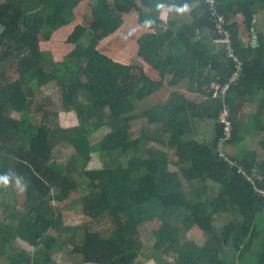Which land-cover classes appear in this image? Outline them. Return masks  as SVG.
Segmentation results:
<instances>
[{
    "label": "trees",
    "instance_id": "obj_1",
    "mask_svg": "<svg viewBox=\"0 0 264 264\" xmlns=\"http://www.w3.org/2000/svg\"><path fill=\"white\" fill-rule=\"evenodd\" d=\"M263 7L264 0H0V177L8 180L0 194L16 181L26 193L22 209L0 220L4 264H51L57 235L50 230L64 229L52 202L79 189L76 173L89 179L84 212L113 223L107 233L85 228L80 243L70 237L81 264H133L143 252L140 228L154 220L151 251L160 264H264V195L239 172L255 168L264 188V157L244 147L237 118L258 103L247 122L251 137L263 135L264 149ZM54 81L61 110L76 113L72 127L48 123L52 105L32 107L35 90ZM225 107L233 123L227 158L219 151ZM33 110L44 111L40 123ZM140 118L156 128L142 126L133 138L131 123ZM208 120L212 137L197 139L196 124ZM63 143L75 149L65 164L55 159ZM93 152L103 168L86 169ZM183 161L191 165L181 168L185 178L217 183L215 195L207 182L186 194L170 167ZM193 226L204 244L183 239Z\"/></svg>",
    "mask_w": 264,
    "mask_h": 264
},
{
    "label": "rangeland",
    "instance_id": "obj_2",
    "mask_svg": "<svg viewBox=\"0 0 264 264\" xmlns=\"http://www.w3.org/2000/svg\"><path fill=\"white\" fill-rule=\"evenodd\" d=\"M258 21L259 23V30L264 32V7L260 9L258 13ZM235 20L239 21L241 26H243V18L241 15H237ZM92 22V18L90 16L84 17V23L86 25H89ZM1 30V26H0ZM244 37V32L242 34ZM250 39V38H249ZM124 40V38H122ZM111 44H109L106 49H110ZM53 67L52 64L49 65V69ZM13 75V72L11 73ZM187 85V84H186ZM219 87V84H217ZM36 97L32 103V107L34 108L37 104H47L52 105L54 108H50L48 110L49 116L47 117L48 123L52 126L55 124H59L64 127H72L78 123V119L76 116V113L74 111L68 112L61 110V96H60V88L58 87L56 81L51 82L49 84H46L40 89L35 90ZM257 104H246L238 113L237 118L241 120L244 128L242 130L245 141H244V147L247 148V150H256L258 154V159H262L264 157V149L260 145V141L262 139L263 135H257L255 137L250 136V127L248 125L249 120V113H255L257 111ZM140 105V104H139ZM149 105V104H148ZM144 106L143 104L140 105L142 108ZM144 108V107H143ZM58 110V113L56 114V111ZM140 108H138V111ZM44 111H32L31 117L34 122L40 123L43 119ZM14 115H16L14 113ZM213 121H206V123H197L196 129L193 131L195 133V137L197 139H210L212 137L213 133ZM142 126H148L151 128V130H155L156 126L154 124H151L147 121V119L140 118L138 120H135L131 123V129L133 132L132 137H136L138 134V129ZM109 131L108 127H104L94 133L92 135L93 143L98 142L101 140L103 135H105L106 132ZM150 146L152 147H160V145H156L153 141L150 143ZM165 150L173 152L172 149L169 147H163ZM75 149L72 145H68L66 143H63L62 145H59L55 151V159L59 163H67L68 160H70L74 155ZM182 166L185 168H189L191 165L189 162H182L180 164H176L175 162H171V169L178 170L181 174L183 183H184V190L186 191V194L190 195L191 192L196 193V191H201V188L204 184H208L209 188L208 190L213 193V195L216 194L218 191V187H214L212 184L213 181H206L201 178L194 179L193 181H188L185 178L184 172L182 171ZM104 164L103 161L100 158V155L98 152H93L91 160L86 164V169H92V168H103ZM241 168V167H240ZM239 168V169H240ZM77 181L79 184V189L71 194V196L64 200V201H53L52 203L55 204L57 207H59L60 212L62 214L63 223L62 226L64 227L63 230H60L59 232H56V230H50L51 233L57 235V245L53 248L52 252V261L51 264H81V256L76 254L73 251L74 244L70 240V237L73 235L75 236V241L82 242V237L85 233V228H88L90 230H99L102 233H107L110 229L113 227L112 221L108 220L107 217H103L101 219H92L89 217L83 210V203H82V196L89 192V186L87 184V181L89 179L86 176H79L76 173ZM26 198V193L24 191V186H22L21 183L16 181L14 183V186L12 188L6 189L0 194V200L3 203H7V211L6 205L4 207H0V220H4L6 222L9 221V212L10 211H20L22 209L23 204L22 202ZM20 208V209H19ZM225 221V220H223ZM159 220H154L152 222L145 223L141 226V234H142V240H143V252L141 255H139L133 264H160L158 259L154 257V253L151 251V248L154 244V238L152 236L153 230L155 227L159 225ZM219 223V222H218ZM183 239L187 240H194L199 244H204L206 236L204 235L203 231L197 227L193 226L191 229H185L183 233ZM17 243L25 248L30 254H33L37 251V247L32 246L28 242L22 240L19 238L17 240ZM163 259L169 262H176L177 258L173 254L165 253L163 255ZM6 263V259L4 257L0 258V264Z\"/></svg>",
    "mask_w": 264,
    "mask_h": 264
},
{
    "label": "built area",
    "instance_id": "obj_3",
    "mask_svg": "<svg viewBox=\"0 0 264 264\" xmlns=\"http://www.w3.org/2000/svg\"><path fill=\"white\" fill-rule=\"evenodd\" d=\"M209 1H211V0H209ZM220 20H221V22L224 21L222 17L220 18ZM222 88L223 89L221 91V94L223 96H225V91L227 90L228 85L227 86H223ZM229 111H230V109L228 107H225L223 112L221 113V122L224 124V127H223L224 128V136L220 139L219 151H220V155L223 158H227L226 151L224 150V146H225L227 140L231 137L232 130H233V123L228 117ZM239 172H241L244 176H246V178L249 180V182H251L255 186V190L259 194L264 195V188H260V187L256 186V176H257V174L255 172V168H253V172L249 173V172H247L246 169L241 167L239 169Z\"/></svg>",
    "mask_w": 264,
    "mask_h": 264
},
{
    "label": "clouds",
    "instance_id": "obj_4",
    "mask_svg": "<svg viewBox=\"0 0 264 264\" xmlns=\"http://www.w3.org/2000/svg\"><path fill=\"white\" fill-rule=\"evenodd\" d=\"M185 10H187V6H184L183 8L177 9V11H180V12H183ZM0 181L4 182L5 184H7V182H8L7 177H0Z\"/></svg>",
    "mask_w": 264,
    "mask_h": 264
}]
</instances>
